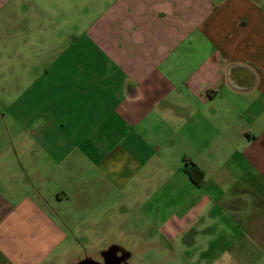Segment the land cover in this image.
Segmentation results:
<instances>
[{"label": "crops", "instance_id": "1", "mask_svg": "<svg viewBox=\"0 0 264 264\" xmlns=\"http://www.w3.org/2000/svg\"><path fill=\"white\" fill-rule=\"evenodd\" d=\"M135 241L264 264V0H0V264Z\"/></svg>", "mask_w": 264, "mask_h": 264}, {"label": "rangeland", "instance_id": "2", "mask_svg": "<svg viewBox=\"0 0 264 264\" xmlns=\"http://www.w3.org/2000/svg\"><path fill=\"white\" fill-rule=\"evenodd\" d=\"M128 238V236H127ZM126 238L125 244H131L128 239ZM81 244H84V242H80ZM135 250L128 251L125 250V254L122 256V261L125 264H171V261L173 259L174 264H176V261H180V258L177 257H170L167 256L164 244H157L156 246L152 247L149 246V244L152 242L149 241H135ZM95 250L92 248L87 249L88 254L94 253ZM84 250H79L78 252L73 251V260L76 259L77 255H85L87 254ZM78 253V254H77Z\"/></svg>", "mask_w": 264, "mask_h": 264}, {"label": "water", "instance_id": "3", "mask_svg": "<svg viewBox=\"0 0 264 264\" xmlns=\"http://www.w3.org/2000/svg\"><path fill=\"white\" fill-rule=\"evenodd\" d=\"M115 251H116L115 246L110 247V249L106 251L107 252L106 254H109V256L105 258L104 263L96 262L92 258H86L83 261L79 262L78 264H121L122 259L118 258Z\"/></svg>", "mask_w": 264, "mask_h": 264}, {"label": "trees", "instance_id": "4", "mask_svg": "<svg viewBox=\"0 0 264 264\" xmlns=\"http://www.w3.org/2000/svg\"><path fill=\"white\" fill-rule=\"evenodd\" d=\"M186 171L193 180V182L197 185L203 180L204 174L203 172L197 168L195 165H191V167H186Z\"/></svg>", "mask_w": 264, "mask_h": 264}, {"label": "flooded vegetation", "instance_id": "5", "mask_svg": "<svg viewBox=\"0 0 264 264\" xmlns=\"http://www.w3.org/2000/svg\"><path fill=\"white\" fill-rule=\"evenodd\" d=\"M122 256H123V255H120V256H118V258H119V259H122ZM121 261H122V260H121ZM121 264H125V263L122 261Z\"/></svg>", "mask_w": 264, "mask_h": 264}, {"label": "clouds", "instance_id": "6", "mask_svg": "<svg viewBox=\"0 0 264 264\" xmlns=\"http://www.w3.org/2000/svg\"><path fill=\"white\" fill-rule=\"evenodd\" d=\"M224 257L227 259V253L224 254Z\"/></svg>", "mask_w": 264, "mask_h": 264}]
</instances>
